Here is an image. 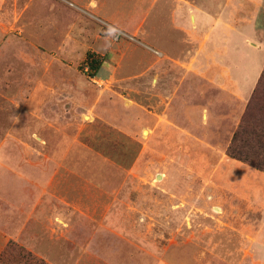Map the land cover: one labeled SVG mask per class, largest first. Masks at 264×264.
I'll return each mask as SVG.
<instances>
[{
  "label": "rangeland",
  "instance_id": "obj_1",
  "mask_svg": "<svg viewBox=\"0 0 264 264\" xmlns=\"http://www.w3.org/2000/svg\"><path fill=\"white\" fill-rule=\"evenodd\" d=\"M180 1L0 0V264H254L232 227L258 229L261 171L220 156L264 68V0ZM178 100L181 140L160 125Z\"/></svg>",
  "mask_w": 264,
  "mask_h": 264
},
{
  "label": "trees",
  "instance_id": "obj_2",
  "mask_svg": "<svg viewBox=\"0 0 264 264\" xmlns=\"http://www.w3.org/2000/svg\"><path fill=\"white\" fill-rule=\"evenodd\" d=\"M87 61L94 72L100 69L101 61L94 54L89 53ZM226 154L264 173V68ZM29 260L33 264H42L31 255L27 257Z\"/></svg>",
  "mask_w": 264,
  "mask_h": 264
},
{
  "label": "crops",
  "instance_id": "obj_3",
  "mask_svg": "<svg viewBox=\"0 0 264 264\" xmlns=\"http://www.w3.org/2000/svg\"><path fill=\"white\" fill-rule=\"evenodd\" d=\"M176 2H180V0H175ZM107 4L106 1H104V6ZM184 4V3H183ZM119 8V7H118ZM118 8L116 9V11L118 10ZM261 14L264 13V9H260L259 11ZM117 14H118V11H117ZM117 14H111L112 15V19L115 21V20H118L119 22L122 21L119 19V17L117 16ZM122 19V18H121ZM178 30H181L183 31L184 28H176ZM92 54V53H91ZM95 56V54H94ZM164 56V55H163ZM169 56V55H168ZM96 57V56H95ZM97 58V57H96ZM100 60V59H99ZM179 63V61H177ZM101 64H102V61H101ZM167 64V63H165ZM182 65H186L192 72L190 74L191 76V79H192V82H193V86H191L190 88L194 91V90H199L198 88H196V86L194 85L195 83H199V79L198 77L195 78V76H193V73H197L198 71L197 70H200L201 68V64L200 62L195 59V57L191 60V62H188L187 64H183L181 63ZM201 83V82H200ZM199 83V84H200ZM221 83L222 84H227V81L225 78H223L221 80ZM234 94L236 95V98L239 99V100H246L248 98V96H246V98L244 99V97H242V94L241 92H234ZM181 102V103H180ZM184 103V102H183ZM182 107V101H177L176 102V108H177V111L175 114H167L166 115V118L165 117H161V120H162V124H160L162 126V129H166L168 128L169 125H171L174 129H178L180 130V132L178 131V137H179V140H181L184 136V133H185V130L181 129L179 127L178 124V121L181 119L180 115H181V111L179 109H181ZM204 111H206V108H204ZM178 112V113H177ZM203 112V111H202ZM198 114H200V110L197 111ZM204 114V113H203ZM204 118H206V121L208 123V126L210 128V120H211V116H210V113L208 111H206V113L203 115ZM206 116V117H205ZM180 118V119H179ZM199 119V118H198ZM175 121L177 122V124L175 123ZM191 121L192 122H196L198 120H196L195 118H191ZM170 123V124H169ZM214 123V122H213ZM183 131V134L181 135L180 133ZM211 130H209L207 133H209ZM180 134V135H179ZM209 136V135H208ZM202 142L204 143V145L206 146H209V147H212V145L210 143H208L207 141H205L204 139H202ZM214 148V147H213ZM220 152V151H219ZM230 161L229 158L226 156V153L223 149V152L221 153V156H220V161ZM236 161H234L233 163L230 162V166H233V165H236ZM243 168V166H241ZM240 168V167H239ZM241 168V170H239L238 172H245L243 169ZM231 178H232V175H236V172H230V173H227ZM241 174V173H239ZM252 175H257L256 174V171L253 172V171H247L244 175H241L242 178H247V177H251ZM234 185V184H233ZM260 186H263L264 188V173L260 172ZM230 189H233V186L230 185ZM234 190V189H233ZM263 196H264V191H263ZM229 226V225H228ZM235 231H236V234H234L232 237L233 238H251L252 242H251V246H252V250L249 251L248 253V257H251L252 261L254 262V264H264V200L261 199V196H260V224H259V227L258 229H256L254 232H252L250 234L249 231V228L248 227H245L244 224L240 225L239 228H234L232 227ZM260 237V238H259ZM247 257V256H246ZM245 258V257H244ZM262 260V262L260 261ZM240 264H245V262H242Z\"/></svg>",
  "mask_w": 264,
  "mask_h": 264
},
{
  "label": "clouds",
  "instance_id": "obj_4",
  "mask_svg": "<svg viewBox=\"0 0 264 264\" xmlns=\"http://www.w3.org/2000/svg\"><path fill=\"white\" fill-rule=\"evenodd\" d=\"M106 35L111 36L113 38L117 37L119 35L118 29L109 25L106 31Z\"/></svg>",
  "mask_w": 264,
  "mask_h": 264
}]
</instances>
